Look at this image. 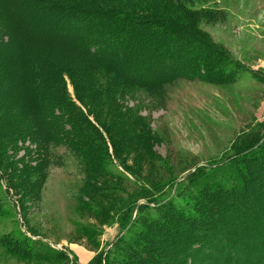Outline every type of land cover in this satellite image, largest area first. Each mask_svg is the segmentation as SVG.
Instances as JSON below:
<instances>
[{
  "label": "rangeland",
  "instance_id": "obj_1",
  "mask_svg": "<svg viewBox=\"0 0 264 264\" xmlns=\"http://www.w3.org/2000/svg\"><path fill=\"white\" fill-rule=\"evenodd\" d=\"M147 1L157 3L155 0ZM161 8L167 16L173 15L169 9ZM191 10L200 13L199 23L194 28L205 34L202 38L208 46L203 45V48H195L197 46L192 42L186 44L185 37L176 39L158 34L154 42L150 41V29L160 28L162 21L156 22L149 16L125 25L113 18L112 25L108 27L99 19L100 10L95 12L92 9L68 7L58 14L46 12L49 21L45 20L44 23H25L22 33L24 38H12L7 47L0 43V136L5 138L9 135L15 141L9 140L18 145L15 153L7 150L4 158L8 164L4 173L12 175V185H8L5 180L7 177L2 176L0 196L3 198H0V209L10 211L12 215H9L10 220L6 216L0 217V239L5 240L3 237L10 231L11 221V224L17 225L20 234L26 235L36 245L48 246L66 257L63 260H22L0 250V264H92L101 254L105 258L118 240L122 237L123 241L128 239L127 231L133 221L125 229H120L117 223H108V219L92 215L82 203L92 200L91 203L97 207L108 209L114 214L128 201L129 195L141 197L143 194L129 183L109 179L119 188V195L112 198L99 197L86 187L90 185V178L82 163L83 156L73 150L54 146L39 150L37 142L43 143L40 121L32 108L40 107L39 104L45 108L44 96L47 90L44 87L38 90L36 99L25 98L26 90L33 91L34 87L25 63L38 62L40 58L35 56L40 51L39 39L27 40L28 34L34 32L37 26L43 27L41 30L36 29L42 37H54L50 48L74 52L83 58L79 60L82 64L87 63L85 59L89 58L76 51L80 52V49L87 52L89 47L94 46V53L100 55L103 62L113 61L114 67H108L114 71L112 76L116 80L125 79V84H130L125 85L128 90L116 84L108 90L101 86L104 78L100 76L97 80L101 84L97 89L88 90L90 98H87L75 75L62 73L67 96L78 101L77 105H81L83 112L92 117L90 119L97 124L104 138L106 156H103L101 162L112 172L124 174L136 187L139 185L128 171L139 175L147 183L157 184L177 179V185L196 168L212 166L214 161H219L215 159L227 151L247 123L254 119L262 121L264 85L254 80L245 69L263 71L264 75V0H196ZM148 12L151 14V11ZM99 24L104 29L102 35L92 29L93 25ZM117 28L121 30L116 33ZM190 29L192 32L195 30ZM5 30V26L0 27V42L7 37ZM58 40H64L70 46H61L56 43L61 42ZM177 41L182 43L181 46L177 47ZM210 48L244 69L237 71L228 64L217 62L209 52ZM192 54L201 55L212 62L214 68H211L212 72H207L210 76L212 74L210 78L205 80L207 75L204 78L202 72L199 77L195 71H187L184 64L190 61L187 58ZM52 60L54 58L45 63L49 73H52L55 65ZM61 63L64 67L68 62L65 60ZM124 117L127 122H123ZM121 122L131 130L129 134L132 138L126 141V137L119 136L122 142L111 143L116 128L122 126ZM21 131L23 133L18 134ZM25 134L31 139H25ZM1 152L5 150L2 148ZM243 167H249L253 173H258V169L264 172V164L254 160L246 161ZM252 177L255 181L252 190L257 202V197H260V204L252 206L240 203L238 208L233 206L229 210V216L235 218L239 214L238 221L243 225L256 217L259 229L264 228V176L254 174ZM230 196L233 198V194ZM176 199L183 201L178 196ZM152 207L150 205L151 214L144 212L143 216H149L148 219L160 216L166 219L163 211L154 212ZM217 209L214 214L218 216ZM135 215L139 216L140 212L135 211ZM147 220L140 221L136 226L138 231L145 228L141 235L143 242L119 244L126 251L132 252L136 260L126 257L112 264H136L137 260L143 264H195L196 257L191 258L190 255L192 249L202 246L203 242L200 241L207 238L208 234V242L205 243L207 258L216 259L215 255L223 251L221 245L224 247L223 244L229 240L228 235H232L234 239L230 237L229 242L234 243V246L227 247L224 253L230 256L232 250L235 254L237 252V257L232 259H235V264H264V244L259 246L250 243L248 236L239 230L241 228H234L227 217L222 216L217 223L225 226L217 232L209 230L201 233L197 241L193 239L192 231L180 229L177 232H164L161 225H148ZM187 224L191 227L196 225L195 222ZM144 237L147 239L144 240ZM148 237L151 238L150 242ZM212 245L213 249L210 247ZM161 246H167L168 250L160 252ZM178 248L185 249L184 260H180L184 253L173 257ZM159 259L164 260L163 263ZM203 260L199 264H204Z\"/></svg>",
  "mask_w": 264,
  "mask_h": 264
},
{
  "label": "trees",
  "instance_id": "obj_2",
  "mask_svg": "<svg viewBox=\"0 0 264 264\" xmlns=\"http://www.w3.org/2000/svg\"><path fill=\"white\" fill-rule=\"evenodd\" d=\"M155 1L157 3L148 2L147 0H0V27L5 26L7 29L5 30L7 37L3 41L1 40L0 43L2 46L6 45L7 47L9 40L24 38L22 33L25 23H33L32 21H43L42 23H44L45 20L49 21L46 12L49 14L51 12L53 14H58L63 8L68 7L78 10L92 9L95 12L100 10L101 13H98L100 14L99 19L102 24L108 27L112 25L111 22L113 18L122 21V24L125 25L127 23L133 24L134 20L138 18L146 19L149 16L151 17L150 19L157 20L156 22L162 21L160 28L150 29L152 31V37L149 39L150 41L154 42L156 40L154 37L159 34L161 36L166 35V37L171 36L176 39L185 37L186 44L192 42L197 46L195 48L208 46V43L205 44L203 42L205 39L202 37H205V34L198 32L196 28H194V26L199 23L200 18L199 12L191 10L196 0ZM150 4L152 6H150ZM161 6L169 9L173 15L167 16V13L163 12ZM148 11H151V14H149ZM28 16L30 19L26 20ZM173 16L174 18L170 19ZM34 25L37 24L35 23ZM119 28H122V26L119 25ZM190 28L195 30L192 32ZM36 29L41 30L43 27L37 26ZM36 29L34 32L32 31L28 34L27 40L30 41V39L33 38L39 39L41 44L38 49H40V51L37 54L35 53V56H40V58H38V62L28 61V64L25 63V66L28 65V70L26 72L30 76V81L34 86L33 91L26 90L27 94L25 98L27 99V97H30V99H36L35 94H37L38 90L43 87V89L47 90V94L44 96V102L46 103L44 105L45 108H41V104H39L41 103L40 101L38 103L40 107L32 108L33 113L39 118V129L42 142L44 143L37 142L39 150L43 151L44 149H49L54 146L55 148L59 147L65 150H73L80 156H83L81 157L82 163L88 170L90 178H88L90 185L86 187L99 197L112 198L119 195V188L114 186L109 179L117 180L124 184L129 183L131 187L143 193L141 197L129 195L128 201L121 205L114 214L108 209L104 210L97 207L94 203H91L92 200H88L85 204L82 203L84 208L92 215L108 219V223H117L120 229H125L130 225V222L133 221L127 231L128 239L123 241L122 237L111 247V251H109L106 256L107 258L109 257L108 259L105 260L106 257L103 258L101 254L92 264H112L113 261L120 262L126 257L136 260L132 252L126 251L119 244L123 242L125 245H131L133 243L135 244L136 241L143 242L141 235L145 232V228H141L140 231H138V229H136L138 227L136 226H138L140 221L143 220V222H145V220L148 219L149 216H143V214L144 212L151 214L149 213L150 205L153 206L152 209H154V212L155 210L159 213L163 211L166 219L163 220L161 216L159 218L152 217L147 220L148 225L150 223L159 224L162 226L164 232H166V230L177 232L180 229H183V231H192L193 239L197 241L196 238L201 233L209 230H211V232H217L222 226H225V224H217L219 219L223 216L229 219V223L232 224L234 228L235 226L236 228H241L239 230H242L248 236L251 240L250 243L259 246L264 244V228L261 227L257 229L259 223L255 221L257 220L256 217H252V221L248 220L249 222L246 221V224L243 225L238 221L240 218L238 213V215H235V218L232 215L229 216V210H232L234 207L238 208L240 203L252 206L260 204V197H257V199H259V202H257L256 196L252 190V187L255 185L252 175L261 174L264 176V172L258 169V173H253L249 167L243 166L246 161L253 162V160L264 164V116L262 121L259 122L254 119L241 128L227 151L221 154L219 159H215L219 161H214L212 166L204 165L196 168L193 173L181 179L177 185V179L174 181L164 180L157 184L147 183L145 182L146 180L140 178L139 175L128 171L134 176L138 183L139 187H136L124 174L118 173L117 171L112 172L101 162L103 156H106L104 138L100 135L97 124L90 119L91 116L89 117V114L87 115L83 112L81 105H77L78 101L75 102L71 97L69 98L67 96L62 81V73L66 72L68 75H75L78 80V85L82 88V93L87 98H90L88 90L92 88L97 89L99 84H101V81L97 80L100 76L104 78L101 86L108 90L114 87L113 84H116V86L119 85V87H122L124 90H128L125 85L130 84H125L127 82L125 79L116 80V77L112 76L114 71L108 67H114L112 64L113 61L109 60L103 62L102 57L94 53V46L89 47L87 52H83L80 49V52L76 51L79 55L84 54L89 58L85 59L87 63L82 64L79 60L83 58L78 57L74 52L60 48H50L49 45L54 40V37H42L43 35ZM92 29L100 35L103 34L104 29L101 27V24L93 25ZM120 30L121 29L118 28L117 30L115 29L116 33ZM50 38H52L51 41ZM58 41L61 42L56 43H59L61 46H70L64 40ZM181 44L182 43L178 42L177 47L181 46ZM46 46H49L47 47L48 49H46ZM209 52L212 53L213 59L221 64H228L229 67L232 66L237 71H242L244 69L243 66L232 62L219 51L216 52L214 49L210 48ZM52 58H54V60L51 62L55 65L52 68V73H49L45 63L46 60H51ZM65 60L68 63L63 67V63L61 62ZM187 60L190 61L186 64L183 63L187 71H195L199 77L201 76L200 72H202L204 78L207 75L205 80L212 76V74L211 76L209 75L210 73L207 74V72H212L211 68H214L210 60L195 54L189 56ZM101 61L103 63H101ZM245 71L253 77L254 80L264 85L263 71L253 72L246 69ZM38 98L37 100H39ZM35 101L36 100H33L32 102ZM122 119H124L123 122H127L125 117ZM123 122L120 123L122 124L121 127L116 128V135L113 137L111 143L122 142L119 136L126 137V141L129 139L131 140V130L127 129L123 125ZM21 133L23 132L21 131L18 134ZM1 137L2 136H0V180H2V176H5L7 177L5 180L8 182V185H12V175L4 173V170L6 172L8 168V164L4 158L7 150L8 152L15 153L18 149V145L14 142L15 139L9 137V135H6L5 138ZM24 137H26L25 139H31L28 134H25ZM9 139H13L14 141H10ZM2 148L5 152H1ZM91 181L93 183H91ZM188 187H190V189H188ZM173 191L174 193L172 196ZM231 194H233V198H231ZM170 195L172 196L169 200L170 202L166 201ZM177 196L181 197L183 201L176 199ZM0 198L2 199L3 197L0 196ZM173 199L179 202L175 203ZM237 200L243 202L237 203ZM140 201L143 203L141 204ZM167 203L171 208H168L169 206ZM215 209H217V213H219L218 216L214 214ZM135 211L137 213L140 212V215H135L134 217L133 214ZM9 215H12L10 211H3L0 209V217L6 216L7 219L10 220ZM230 217H233V219ZM186 222H195L196 225L191 227ZM16 227L17 225H15V223L11 224L10 221V231L3 237L5 238L4 241L0 239V250L5 254L22 260L34 261L66 259L65 256L55 252V250L50 249L48 246H43L39 243L36 245L35 242L26 237V235L20 234ZM244 229H246V231ZM255 229L260 232L258 231L255 233ZM148 233H150V231ZM138 236H141V238H138ZM230 237L234 239L232 235H228L229 240ZM172 238H175V236H172ZM207 238L200 241L203 242L202 246L192 249L190 255L191 258L196 257L195 264H199L201 259H204V264H235V259L233 261L232 259L237 257V252L235 254L232 250V253H229L230 256L228 253H224V251L228 250L227 247L230 248L234 246V243L232 244L227 240V244H223L224 247L221 245L223 251H221L220 255L216 254V259H209L205 256L206 253H208L205 250V243L208 242ZM146 239L147 238L144 237V240ZM150 239L151 238L148 237L149 242ZM210 247L213 249V245ZM161 248L160 252L168 250L167 246H161ZM179 255H182L180 260H184L186 257L185 249L180 250V248H178L174 251L173 257H179ZM219 256H221V258ZM160 260L163 263L164 260L159 259V261ZM136 262V264H143V262L139 260Z\"/></svg>",
  "mask_w": 264,
  "mask_h": 264
}]
</instances>
